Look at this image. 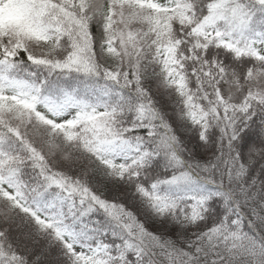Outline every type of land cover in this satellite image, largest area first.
Returning <instances> with one entry per match:
<instances>
[{
    "label": "snow or ice",
    "instance_id": "obj_1",
    "mask_svg": "<svg viewBox=\"0 0 264 264\" xmlns=\"http://www.w3.org/2000/svg\"><path fill=\"white\" fill-rule=\"evenodd\" d=\"M0 264H264V0H0Z\"/></svg>",
    "mask_w": 264,
    "mask_h": 264
},
{
    "label": "trees",
    "instance_id": "obj_2",
    "mask_svg": "<svg viewBox=\"0 0 264 264\" xmlns=\"http://www.w3.org/2000/svg\"><path fill=\"white\" fill-rule=\"evenodd\" d=\"M153 88V92L157 94V96L159 97L160 93L162 90L158 89L156 87L155 84H153L152 86ZM163 101L165 102V106L168 108L169 112L168 114L170 116H172L173 118L175 117V114L171 111V109L174 107V102H173V99L167 95H164L163 96ZM193 146H195V142L193 141ZM97 186L101 189L102 193L104 196L108 197V198H116V197H121L120 199V202L122 203H126L128 207H132V204L133 202L131 200H129L127 197H124L123 196V192L124 190L123 189H120L116 186H113L111 184H107L106 182H104L103 180H96L94 181ZM135 210V209H133ZM142 218H144L142 216ZM149 226L151 227V222H149ZM153 230H157L156 228H154ZM160 231H163V229H159ZM55 257H49L48 259L51 260V259H54Z\"/></svg>",
    "mask_w": 264,
    "mask_h": 264
}]
</instances>
